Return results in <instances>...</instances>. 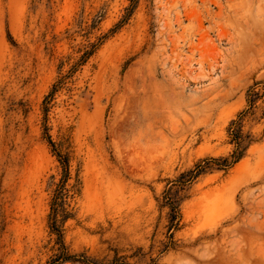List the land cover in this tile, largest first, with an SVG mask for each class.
<instances>
[{"label":"rangeland","instance_id":"rangeland-1","mask_svg":"<svg viewBox=\"0 0 264 264\" xmlns=\"http://www.w3.org/2000/svg\"><path fill=\"white\" fill-rule=\"evenodd\" d=\"M260 80L264 0H0V264L53 263L58 190L91 264H264L261 110L183 181Z\"/></svg>","mask_w":264,"mask_h":264},{"label":"trees","instance_id":"trees-1","mask_svg":"<svg viewBox=\"0 0 264 264\" xmlns=\"http://www.w3.org/2000/svg\"><path fill=\"white\" fill-rule=\"evenodd\" d=\"M245 103V108L238 113L237 119L232 120L228 127V137L234 145V149L230 157L222 159L203 160L201 163L197 164L194 169L188 171V173L186 174L187 178L183 180L184 182H188L190 179L202 173L210 165L211 162L214 163V165H216L217 167L228 168L242 156V152L245 150L246 146H248L252 142L250 136L244 135L242 132V122L244 121V118L246 116L254 115L257 110H261V114L264 117V80L255 81L250 86H248L245 94ZM59 159L62 167L66 169V159L61 157ZM166 195L167 197L169 196L168 193H166ZM62 201L63 200L61 198V194L58 190L56 191L51 202L49 225L50 229L57 235L59 249L56 259L52 261L53 263L50 264H60L66 261L78 262L81 264H91V260L84 255H69L66 252V249L62 242V235L60 233V230L58 229V223L68 217V213L66 212ZM168 204L170 205V210H172V212L174 213L173 215L175 216L177 213V209L169 197Z\"/></svg>","mask_w":264,"mask_h":264}]
</instances>
